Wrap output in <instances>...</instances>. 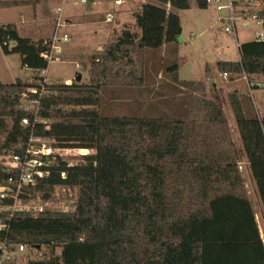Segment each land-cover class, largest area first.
Listing matches in <instances>:
<instances>
[{
    "label": "trees",
    "instance_id": "16d2710c",
    "mask_svg": "<svg viewBox=\"0 0 264 264\" xmlns=\"http://www.w3.org/2000/svg\"><path fill=\"white\" fill-rule=\"evenodd\" d=\"M195 1L207 8L206 0ZM187 9L188 0H147L132 14L137 32L125 27L92 55L87 84L46 83L42 54L50 41L0 25L2 53L17 55L30 73L0 82V160L22 157L31 137L53 149L91 151L72 165L43 160V176L19 189L18 171L0 167L2 206L16 197L43 207L0 216V257L10 256L0 264H264L222 108L202 81L178 80L176 64L165 70L170 82L158 87L183 94L178 113L104 116L99 108L105 87L161 96L145 79L146 50L175 44L181 25L174 10ZM258 17L264 31V11ZM237 53V61L216 63L230 85L264 78V40L239 44ZM227 102L264 212V118L242 89ZM56 188L76 189L72 211L49 207Z\"/></svg>",
    "mask_w": 264,
    "mask_h": 264
},
{
    "label": "rangeland",
    "instance_id": "374dc122",
    "mask_svg": "<svg viewBox=\"0 0 264 264\" xmlns=\"http://www.w3.org/2000/svg\"><path fill=\"white\" fill-rule=\"evenodd\" d=\"M188 1L189 9L174 10V13L179 17L181 25L180 41L172 44L176 51L174 53H166L165 51L156 53L152 50H146L147 63L145 72L147 74L145 79L149 82L152 89L159 91L161 96L152 93L149 95L145 93L138 95L135 93L129 97V91L125 89L105 87L100 92L101 102L99 108L104 116H161L166 110L174 113L182 111L181 98L183 94L178 90L171 91L168 88L160 90L158 87L160 83L170 82L165 76V70L172 64H176L178 80L202 81L207 90L206 97L212 100L217 98L227 123L234 158L240 162V160H244V156L227 102V95L234 88L242 89L250 97L256 115L259 118H264V88L261 87L264 78H254L250 82L244 78L238 79L234 84L230 85L228 83L229 75L224 77L223 74H220L217 71L216 63L218 61H237V46L254 40L261 28L255 24L254 20H248L246 22L248 26L243 25L245 22L236 20V43L232 36L223 31L225 27H228L226 24L227 10L215 12L210 7L200 9L197 7L195 0ZM220 5H226V1L221 0ZM103 6L105 8L98 9L100 14L106 16V9L112 7V5L107 2ZM0 13H5V11L1 10ZM102 28L104 30L108 29L107 27L104 28V26ZM62 34L63 32L60 31L59 36ZM65 34L68 36V41L65 45L63 43L55 44L56 49L52 51L53 60L47 65L43 74L44 80L48 84L63 83L65 78H69L71 81L76 74H79V83L87 84L88 57L82 53L86 44L83 46L81 39L77 41V38H73L71 33ZM100 35L98 40H103L106 43L108 41L106 39L107 33L101 32ZM83 38L82 40L87 42L90 40L86 37ZM92 40L94 41L93 38ZM164 59L168 60L167 64L163 62ZM77 65L78 68L76 67ZM27 75L28 72L20 66L17 55H4L0 51L1 82L10 83L16 78L26 79ZM147 87L145 84V88ZM63 157L73 164L80 161V157L74 153H69ZM242 174L244 177L243 189L254 199L256 197L254 184L244 166H242ZM76 196V189L56 188L53 202L49 207L52 209L63 205L68 207L74 203ZM18 264H25V262Z\"/></svg>",
    "mask_w": 264,
    "mask_h": 264
},
{
    "label": "crops",
    "instance_id": "0c3cea01",
    "mask_svg": "<svg viewBox=\"0 0 264 264\" xmlns=\"http://www.w3.org/2000/svg\"><path fill=\"white\" fill-rule=\"evenodd\" d=\"M0 2L5 4L0 7V11H5V13H0V25L12 24L15 26V29L20 37L27 38L32 41H50L54 31L55 10L61 8L64 26L60 31L63 32V34L71 33L73 38H77V41L81 39V44L83 46L86 44L84 48L85 50L82 53L88 57L89 68V61L92 55L111 42V40L118 35L122 29L129 27L132 31L137 32L134 27L132 14L136 12L142 4L146 3L147 0H91L86 3L63 0H0ZM107 2L111 3L112 7L107 8L106 16H103L100 14V10L98 8H105L103 5ZM107 17L111 18L110 22L106 21ZM103 26L108 29L104 30L102 28ZM101 32L107 33L106 39H108V41L106 43L103 42V40H98V37L101 36ZM83 37L89 38V42L82 40L84 39ZM67 41L61 43L65 45ZM161 51L174 53L176 50L172 44H165L159 50L154 52L160 53ZM167 61V59L163 60L165 64H167ZM76 67L78 68V65ZM27 72L28 75L26 79L30 77L28 70ZM146 74L147 73L145 72V78ZM16 79L25 80V78ZM16 79H14V81ZM69 82H71L69 78H65L63 83L67 84ZM243 159L244 160H240L239 162L235 158L240 170L242 181L244 179L242 166H244L254 184L249 168H247L248 164L245 157H243ZM243 192L251 204L259 236L264 246V212L258 198V194L255 189L256 197L253 199L246 193V191H244V189Z\"/></svg>",
    "mask_w": 264,
    "mask_h": 264
},
{
    "label": "built area",
    "instance_id": "2783aa9c",
    "mask_svg": "<svg viewBox=\"0 0 264 264\" xmlns=\"http://www.w3.org/2000/svg\"><path fill=\"white\" fill-rule=\"evenodd\" d=\"M63 1H74L80 3H86L91 0H63ZM226 5H220L221 0H206L207 7H210L212 11L220 12L222 10H227L228 15L226 17V24L228 27H225L223 31L232 36L234 41L237 43V33L235 29V21L241 20L245 22L243 25L248 26L246 23L248 20H254L255 24L261 28V31L256 34L254 40H264V31L262 29V19L258 17L260 12L264 11V0H225ZM107 22L111 21L110 17H107ZM64 26V21L62 18V9L58 8L55 10L54 17V31L52 34V38L50 39V47L49 50L42 54V58L45 62L48 63L53 60L52 51L56 49L55 44L65 42L68 40V36L66 34H62L59 36L61 28ZM238 47V46H237ZM224 77L227 74H223ZM67 84H70L67 83ZM43 88L39 90L42 91ZM36 89H27V93H36ZM28 110L27 108H25ZM35 120V119H34ZM28 120L26 118L22 119V125H27ZM90 150H81V149H53L49 146L43 139L37 137H31L28 141L26 150L22 157L14 154H9L5 158L0 160V167L6 170H17L18 171V180H17V189L20 188L21 185H32L36 178H40L43 176V172L39 169L44 163L43 160H47L46 163L49 164L48 160L51 156H57L63 161L67 162L69 165L73 163L64 159V155L69 153H74L78 155L80 158L84 155L90 154ZM12 182L9 179V183ZM7 197L6 189L0 188V200ZM57 211L66 213L72 211L74 209V203L69 205L68 207L64 205L61 207L55 208ZM43 210L42 206H35L31 203H24L14 197V200L11 206L5 207L0 204V216H11L13 212H22V211H36L41 212ZM4 225L0 223V229L3 228ZM23 247H19V251H22ZM10 256L8 254H4L0 257V262L2 260H8Z\"/></svg>",
    "mask_w": 264,
    "mask_h": 264
},
{
    "label": "water",
    "instance_id": "95a60500",
    "mask_svg": "<svg viewBox=\"0 0 264 264\" xmlns=\"http://www.w3.org/2000/svg\"><path fill=\"white\" fill-rule=\"evenodd\" d=\"M177 41H180L179 37L177 38ZM73 80H74L76 83H79V82H80V75L77 74Z\"/></svg>",
    "mask_w": 264,
    "mask_h": 264
}]
</instances>
